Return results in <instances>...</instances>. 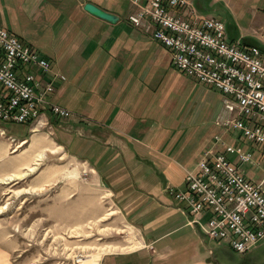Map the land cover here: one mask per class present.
Instances as JSON below:
<instances>
[{"label":"crops","instance_id":"obj_1","mask_svg":"<svg viewBox=\"0 0 264 264\" xmlns=\"http://www.w3.org/2000/svg\"><path fill=\"white\" fill-rule=\"evenodd\" d=\"M190 1L223 21L229 40L264 53V0ZM132 10L130 0H0V26L46 58L50 100L74 113L59 118L44 111L36 121L16 123L29 130L13 137L12 151L11 143H0V177L20 180L30 171L42 159L33 140L43 135V155L56 152L88 170L100 187L92 191L106 196L107 218L137 240L134 248L113 245L123 251L108 252L100 264H217L211 240L173 191L183 188L186 171L207 149L261 181L264 150L215 124L221 93L180 72L168 48L128 22ZM218 137L252 152L254 164H240Z\"/></svg>","mask_w":264,"mask_h":264},{"label":"built area","instance_id":"obj_2","mask_svg":"<svg viewBox=\"0 0 264 264\" xmlns=\"http://www.w3.org/2000/svg\"><path fill=\"white\" fill-rule=\"evenodd\" d=\"M130 3L127 20L132 26L168 48L180 72L221 93L215 124L264 150V53L229 40L223 21L201 13L190 0ZM49 67L46 58L0 26V120L31 123L44 111L59 118L74 114L50 100L53 82L44 77ZM54 77L65 78L60 73ZM215 142L236 153L240 164H254L252 152L219 137ZM195 166L186 171L174 198L186 203L190 222L209 240L240 254L250 252L264 241V178H247L225 153L211 149ZM205 213L209 217L203 221Z\"/></svg>","mask_w":264,"mask_h":264},{"label":"rangeland","instance_id":"obj_3","mask_svg":"<svg viewBox=\"0 0 264 264\" xmlns=\"http://www.w3.org/2000/svg\"><path fill=\"white\" fill-rule=\"evenodd\" d=\"M0 128L5 130L0 143H11L10 151L16 146L8 136L19 139L29 130L26 124L2 120ZM43 139L37 135L31 148L42 159L22 179L0 177V264H85L95 255L100 264L108 252L123 251L113 245L136 247L120 221L107 218L106 196L92 191L100 187L88 170L59 159L56 152L43 155ZM211 245L217 264H264V243L245 254L214 241Z\"/></svg>","mask_w":264,"mask_h":264},{"label":"bare ground","instance_id":"obj_4","mask_svg":"<svg viewBox=\"0 0 264 264\" xmlns=\"http://www.w3.org/2000/svg\"><path fill=\"white\" fill-rule=\"evenodd\" d=\"M32 169H33V168H31L30 170H32ZM98 256H99V255H97V256L95 255L93 258H90V259H88V260H85L84 263H85V264H86V263H88V264H99V263H98V260H99V259H98V258H99Z\"/></svg>","mask_w":264,"mask_h":264},{"label":"water","instance_id":"obj_5","mask_svg":"<svg viewBox=\"0 0 264 264\" xmlns=\"http://www.w3.org/2000/svg\"><path fill=\"white\" fill-rule=\"evenodd\" d=\"M88 7V9H91L92 10V8H90L89 6H87ZM93 11H95V10H93ZM96 13L100 16L101 15V17H104V18H106V19H110L109 18V15H107V14H105V13H102V12H98V11H96Z\"/></svg>","mask_w":264,"mask_h":264}]
</instances>
